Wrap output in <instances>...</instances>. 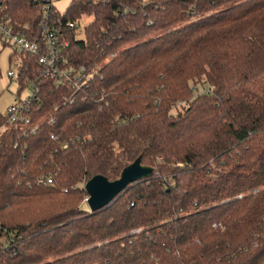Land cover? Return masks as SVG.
I'll return each instance as SVG.
<instances>
[{
    "label": "trees",
    "instance_id": "16d2710c",
    "mask_svg": "<svg viewBox=\"0 0 264 264\" xmlns=\"http://www.w3.org/2000/svg\"><path fill=\"white\" fill-rule=\"evenodd\" d=\"M44 5L0 0L13 30L66 40L58 83L12 47L37 127L0 112V264H264V0ZM137 155L153 173L88 211L85 181Z\"/></svg>",
    "mask_w": 264,
    "mask_h": 264
},
{
    "label": "built area",
    "instance_id": "2783aa9c",
    "mask_svg": "<svg viewBox=\"0 0 264 264\" xmlns=\"http://www.w3.org/2000/svg\"><path fill=\"white\" fill-rule=\"evenodd\" d=\"M53 4V0H45L44 9H49ZM194 7V6H193ZM68 27H79L78 20H68ZM61 31H57L53 24H49L47 21L41 23V41L38 38L29 39L20 31L13 30L11 26L4 21H0V38L7 41L12 47L18 50H25L32 53H38L37 61L41 68L45 71V75H50L55 78V82H60L61 76L65 75L63 69L58 67V57L60 48L66 44V40L61 37ZM83 70V68H81ZM9 76L13 75L12 70H8ZM93 75L89 72L85 75L89 78ZM79 75L76 74L75 79H78ZM31 90L29 94L23 98H18L15 102H12L7 106L5 113L3 114L5 123L8 125L21 124L26 131L34 132L36 130V124L30 122V100ZM53 137V135H51ZM54 138V137H53ZM47 181L51 179L48 177Z\"/></svg>",
    "mask_w": 264,
    "mask_h": 264
},
{
    "label": "rangeland",
    "instance_id": "374dc122",
    "mask_svg": "<svg viewBox=\"0 0 264 264\" xmlns=\"http://www.w3.org/2000/svg\"><path fill=\"white\" fill-rule=\"evenodd\" d=\"M70 0H53V4L56 9L60 12H63ZM233 1H229L221 4L219 7L215 8L214 11L223 9L231 5ZM199 15L192 18L195 19ZM91 19L90 15H81L78 19L79 27L76 29V36L83 37V27ZM0 112L5 113V110L8 105L12 102H15L18 98H25L30 92V84L24 81V86L20 88L19 82L17 79V74L20 69V59L19 52L15 51L10 44L2 46L0 44ZM10 54H12V60L9 61ZM12 70L13 75L9 76L7 74L8 70ZM4 127H2L3 129Z\"/></svg>",
    "mask_w": 264,
    "mask_h": 264
},
{
    "label": "water",
    "instance_id": "95a60500",
    "mask_svg": "<svg viewBox=\"0 0 264 264\" xmlns=\"http://www.w3.org/2000/svg\"><path fill=\"white\" fill-rule=\"evenodd\" d=\"M154 168L143 164L140 155L122 167L117 177L109 180L105 175L97 173L84 183L87 193L84 201L90 212L96 211L109 204L114 196L130 182L150 176Z\"/></svg>",
    "mask_w": 264,
    "mask_h": 264
}]
</instances>
